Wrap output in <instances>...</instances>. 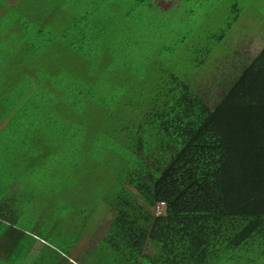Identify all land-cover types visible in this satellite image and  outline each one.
I'll use <instances>...</instances> for the list:
<instances>
[{
  "label": "rangeland",
  "instance_id": "rangeland-1",
  "mask_svg": "<svg viewBox=\"0 0 264 264\" xmlns=\"http://www.w3.org/2000/svg\"><path fill=\"white\" fill-rule=\"evenodd\" d=\"M2 14L0 86L34 105L17 111L26 133L3 143L16 149L28 138L35 151L10 167L7 187L20 182L11 193L21 196L8 217L35 239L11 262L0 250V264H78L86 250V264H111L92 241L126 172L124 127L171 75L211 104L215 75L264 44V0H0Z\"/></svg>",
  "mask_w": 264,
  "mask_h": 264
},
{
  "label": "trees",
  "instance_id": "trees-1",
  "mask_svg": "<svg viewBox=\"0 0 264 264\" xmlns=\"http://www.w3.org/2000/svg\"><path fill=\"white\" fill-rule=\"evenodd\" d=\"M226 69L211 81L219 88L211 104L171 75L139 121L124 127L128 144L117 150L126 154V172L106 205L111 219L92 241L111 253V264H264V44ZM15 94L0 86L9 142L29 129L17 118L19 108H34ZM27 139L19 150L33 159ZM8 183L1 190L16 186ZM11 210L0 213V250L8 262L32 249L25 239H35L9 220ZM88 251L78 264L89 261Z\"/></svg>",
  "mask_w": 264,
  "mask_h": 264
},
{
  "label": "crops",
  "instance_id": "crops-1",
  "mask_svg": "<svg viewBox=\"0 0 264 264\" xmlns=\"http://www.w3.org/2000/svg\"><path fill=\"white\" fill-rule=\"evenodd\" d=\"M1 110V109H0ZM2 113V112H1ZM0 113V184L6 183L5 180H9V177H6L3 179V176H7L10 174V167L12 166H20L23 162L21 160H27L29 153L26 152L25 150H19L22 148L21 145L16 144L14 148H7L3 146L4 141L9 142V132L4 128V123H7V119L2 118V114ZM24 148V146H23ZM18 160L20 161L19 163L15 164L14 161ZM12 165V166H11ZM9 166V167H8ZM25 167H27V164L25 163ZM5 181V182H4ZM14 181V180H12ZM16 186L13 185V189H10V191H7V189H2L0 186V213L5 209H12V200L18 199V194L17 196L12 195V191H17L20 190L19 184L16 182L14 183Z\"/></svg>",
  "mask_w": 264,
  "mask_h": 264
},
{
  "label": "built area",
  "instance_id": "built-area-1",
  "mask_svg": "<svg viewBox=\"0 0 264 264\" xmlns=\"http://www.w3.org/2000/svg\"><path fill=\"white\" fill-rule=\"evenodd\" d=\"M163 205H164L163 202H159V203L157 204V206H156V212H157V213H160L161 207H162Z\"/></svg>",
  "mask_w": 264,
  "mask_h": 264
}]
</instances>
